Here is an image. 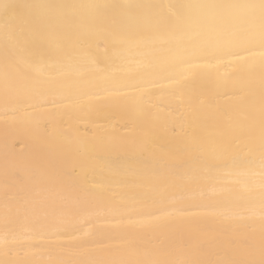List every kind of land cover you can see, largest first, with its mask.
<instances>
[{
    "label": "bare ground",
    "instance_id": "obj_1",
    "mask_svg": "<svg viewBox=\"0 0 264 264\" xmlns=\"http://www.w3.org/2000/svg\"><path fill=\"white\" fill-rule=\"evenodd\" d=\"M7 2L23 17L31 4L100 7L42 10L23 43L5 33L0 12V259L258 262V156L251 170L232 159L244 156L248 128L259 138L260 48L246 69L230 57L198 59L185 72L194 85L177 88L172 44L145 10L127 7L170 0ZM69 63L78 70L59 75ZM113 81L148 96L140 106L110 96ZM226 134L241 137L240 152L221 151ZM25 200L38 205L35 214H17ZM160 208L177 214L153 227L127 225L129 215ZM240 211L251 219L234 218ZM6 248L15 251L5 256Z\"/></svg>",
    "mask_w": 264,
    "mask_h": 264
},
{
    "label": "snow or ice",
    "instance_id": "obj_2",
    "mask_svg": "<svg viewBox=\"0 0 264 264\" xmlns=\"http://www.w3.org/2000/svg\"><path fill=\"white\" fill-rule=\"evenodd\" d=\"M16 5L0 0V12L5 33H10L17 38L18 43H23L22 37L35 26H38L45 18L42 10H56L65 8H98L97 5H55V4H31L25 7L32 9L28 17H23L17 11ZM136 9L145 10L156 21L158 36L170 42V52L174 62L175 73L173 82L177 88H186L194 85V81L187 80L186 66H191L201 58L213 57L221 59L230 57L238 62L241 68H248L249 57L253 49L259 47L261 52V82L260 104L261 119L259 138L257 140L254 128H248L243 141V157L234 155L232 164L234 167L251 168L256 164L257 156L260 167L261 187L264 188V0H203V2H187V0H175V2L160 4L129 5ZM48 27L55 30L57 17H47ZM71 63L64 65L58 74L70 76L77 71ZM108 95L119 96L124 100H134L137 106L146 100L148 93L140 89L135 95L128 94L125 89L130 85L113 81L110 84ZM55 104V101H52ZM225 154L241 151V137L236 134H226L220 145ZM38 205L35 202L25 200L17 214H35ZM260 219L264 222V197L261 198ZM159 214L145 211L136 218L129 215L127 225L129 227H153L162 221H167L177 213L164 208L158 209ZM216 214V213H213ZM234 218L244 221L251 216H245L243 211L233 214ZM41 227L38 225V228ZM264 235V230H262ZM13 240L19 239L15 234ZM15 249L6 248L4 255L14 252ZM0 264H27L25 261L0 259ZM60 264H64L63 261ZM247 264H264V244L261 247V259L247 261Z\"/></svg>",
    "mask_w": 264,
    "mask_h": 264
}]
</instances>
